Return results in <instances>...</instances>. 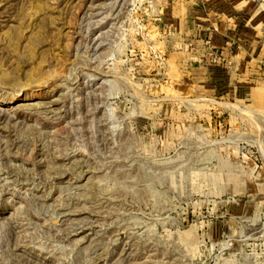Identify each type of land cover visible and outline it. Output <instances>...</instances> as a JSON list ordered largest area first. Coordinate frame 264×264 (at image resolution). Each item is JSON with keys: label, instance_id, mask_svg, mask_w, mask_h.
Wrapping results in <instances>:
<instances>
[{"label": "rangeland", "instance_id": "obj_1", "mask_svg": "<svg viewBox=\"0 0 264 264\" xmlns=\"http://www.w3.org/2000/svg\"><path fill=\"white\" fill-rule=\"evenodd\" d=\"M161 14L0 0V264H264V86Z\"/></svg>", "mask_w": 264, "mask_h": 264}, {"label": "crops", "instance_id": "obj_2", "mask_svg": "<svg viewBox=\"0 0 264 264\" xmlns=\"http://www.w3.org/2000/svg\"><path fill=\"white\" fill-rule=\"evenodd\" d=\"M160 2L158 20L181 42H191L194 59L201 64L197 68L210 76L227 70L230 86L239 80L264 86V0ZM257 89L264 87L250 86V94Z\"/></svg>", "mask_w": 264, "mask_h": 264}]
</instances>
